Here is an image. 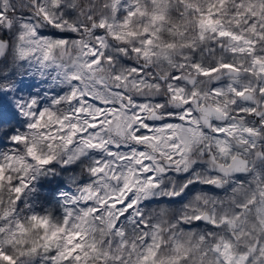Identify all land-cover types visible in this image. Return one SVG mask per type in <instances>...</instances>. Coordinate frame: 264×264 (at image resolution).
Instances as JSON below:
<instances>
[{
	"label": "snow or ice",
	"instance_id": "1",
	"mask_svg": "<svg viewBox=\"0 0 264 264\" xmlns=\"http://www.w3.org/2000/svg\"><path fill=\"white\" fill-rule=\"evenodd\" d=\"M0 264H264V0H0Z\"/></svg>",
	"mask_w": 264,
	"mask_h": 264
}]
</instances>
